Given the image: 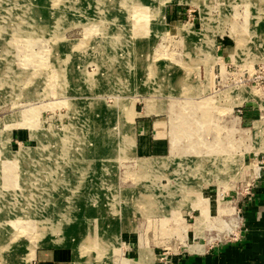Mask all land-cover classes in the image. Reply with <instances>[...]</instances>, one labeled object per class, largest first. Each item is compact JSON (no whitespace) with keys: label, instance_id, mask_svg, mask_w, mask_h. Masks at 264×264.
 I'll use <instances>...</instances> for the list:
<instances>
[{"label":"rangeland","instance_id":"1","mask_svg":"<svg viewBox=\"0 0 264 264\" xmlns=\"http://www.w3.org/2000/svg\"><path fill=\"white\" fill-rule=\"evenodd\" d=\"M261 63L264 0H0V264L239 237L264 169V97L239 79Z\"/></svg>","mask_w":264,"mask_h":264},{"label":"crops","instance_id":"2","mask_svg":"<svg viewBox=\"0 0 264 264\" xmlns=\"http://www.w3.org/2000/svg\"><path fill=\"white\" fill-rule=\"evenodd\" d=\"M141 117L136 121L140 148L151 152L157 143L155 122L146 112ZM254 186L245 204L239 237L210 246L207 251L178 254L171 264H264V180ZM39 255V262L43 264H61L65 258L61 251L40 252Z\"/></svg>","mask_w":264,"mask_h":264},{"label":"built area","instance_id":"3","mask_svg":"<svg viewBox=\"0 0 264 264\" xmlns=\"http://www.w3.org/2000/svg\"><path fill=\"white\" fill-rule=\"evenodd\" d=\"M243 74H247L246 77L241 76L240 77V82L246 81V80H251L252 82H255V86L258 87L261 90V94L264 97V63L258 64L256 67L253 68L252 71H246ZM259 81V82H257ZM263 83V84H262ZM264 169H260L259 173L255 175V178H258V180H264L263 176ZM253 192L250 193L252 195ZM238 236H235L234 238H237Z\"/></svg>","mask_w":264,"mask_h":264},{"label":"bare ground","instance_id":"4","mask_svg":"<svg viewBox=\"0 0 264 264\" xmlns=\"http://www.w3.org/2000/svg\"><path fill=\"white\" fill-rule=\"evenodd\" d=\"M200 4V3H199ZM254 10V9H253ZM62 12V11H61ZM175 24L172 25L173 27V31H176L178 29V27H180L179 23H177L176 21L174 22ZM253 25V24H252ZM250 26V25H249ZM246 39V38H245ZM63 61V60H62ZM136 61V60H135ZM262 64V63H261ZM101 117V116H100ZM103 119V118H102ZM37 131V130H36ZM113 142V141H112ZM111 143V142H110ZM260 169L258 168V172L259 173ZM205 222V221H204ZM196 249L197 252H202L203 251V248H201V246H197V247H194ZM193 248V249H194Z\"/></svg>","mask_w":264,"mask_h":264}]
</instances>
